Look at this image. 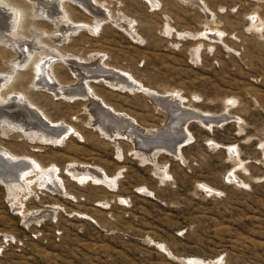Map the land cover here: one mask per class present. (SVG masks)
<instances>
[{
	"label": "rangeland",
	"instance_id": "374dc122",
	"mask_svg": "<svg viewBox=\"0 0 264 264\" xmlns=\"http://www.w3.org/2000/svg\"><path fill=\"white\" fill-rule=\"evenodd\" d=\"M4 1L25 12L27 37L43 34L54 46L47 36L56 26L33 16L24 0ZM98 1L113 21L99 32L73 33L60 48L88 64L103 54L104 63L142 87L93 84L123 121L152 139L143 131L164 128L168 118L153 96L220 119L178 126L188 139L179 141L177 156L105 137L90 124L86 102L23 87L74 132L48 144L0 131V147L32 158L63 183L59 191L35 173L23 185L0 182V264H264V0H202L209 11L192 0ZM71 7L77 24H93ZM123 19L133 35L120 27ZM14 56L0 46L2 74ZM57 73L76 82L68 71ZM75 161L103 170L105 182L72 176L67 169ZM43 211L50 215L35 219Z\"/></svg>",
	"mask_w": 264,
	"mask_h": 264
},
{
	"label": "bare ground",
	"instance_id": "6f19581e",
	"mask_svg": "<svg viewBox=\"0 0 264 264\" xmlns=\"http://www.w3.org/2000/svg\"><path fill=\"white\" fill-rule=\"evenodd\" d=\"M24 1L29 4L28 6L33 16L42 18L56 26L54 34L47 36L54 42V46L51 47L44 43L43 39L45 37L43 34L38 35L35 33L34 37H27L21 31L26 17L23 9H16L6 1L0 0V46L6 45L15 53V56L9 61L11 64L9 71L5 74L0 72V131L4 135L15 131L21 133L18 135L20 138L27 139L32 143L60 144L64 138L72 134V131L74 132V128L66 123L54 122L37 103L22 91L23 87L30 92H34V90L40 91L45 96H49L48 98L50 99L80 101L78 102L80 104L81 102H86V104L84 103L85 105H82H84L86 113L90 115V124L93 126L98 125L100 132L105 137L124 136L131 139L136 146L139 145V148L145 147L150 150L165 148L166 151L171 152L170 154L173 153L177 156H180L179 153H181L182 144L179 141H187L188 139V136H183L182 132L176 133L178 126L183 129L184 126L194 120L206 126H212L213 123L217 122V119H220V117L214 118L194 111L191 112V110L186 111L184 104L178 100L175 101L163 96H153L155 101L167 111L168 118L164 128L152 130L153 132L149 130L143 131L152 139L143 136L140 133V127L137 128L134 125L127 124V121H123L118 116L119 114L117 115L115 110L111 109L98 96L97 89L93 84L102 85L101 83H105L107 87L112 86L114 89H116L115 87H122L130 91L142 89V87L139 88L128 79L129 77L126 74L118 72L104 63L105 57L103 54L93 55L95 62L88 64V62L85 63L86 60H82L83 58L79 59L76 56L63 54L60 48L71 39L73 33L82 29H86L89 32H99V29L104 24L113 21L105 6L101 5L98 0ZM148 1L151 3L155 2L154 0ZM192 1L198 5H200L199 2H202V0ZM71 6L78 7L86 14L92 16L94 18L93 24H77L72 18L73 8ZM201 7L205 11L208 10L203 2ZM123 20L124 24L120 23V27L133 35L131 32L133 30L130 28L132 23L125 19ZM60 69L71 73L76 82H63L57 73ZM30 71L32 72V78L26 85V74ZM16 87H19L20 90L16 89ZM183 115L185 118L186 116L189 118L184 119ZM221 117H226V115ZM178 120L180 121L178 122ZM175 123L177 124L175 125ZM171 132L173 133L171 134ZM155 138L157 140H154ZM138 156L144 157L146 161H151L150 154L143 156L139 154ZM38 164L32 158L27 156L17 157L5 147H0V182L17 186L19 184L23 185L30 174L35 173L39 177L47 176L45 170ZM67 170L72 176L77 177L81 181L92 179L97 183H103L106 180L103 170L86 163L75 161L70 163ZM233 177L237 178L235 175ZM46 179H48V184L51 188L54 187V189L60 191L63 183L59 177L55 179L47 176ZM47 215H50V213L43 211L40 217L36 216L35 219L45 218Z\"/></svg>",
	"mask_w": 264,
	"mask_h": 264
}]
</instances>
